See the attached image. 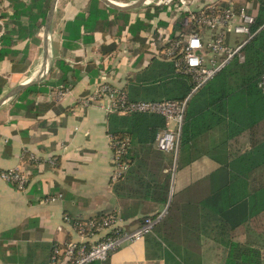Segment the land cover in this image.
Returning a JSON list of instances; mask_svg holds the SVG:
<instances>
[{
    "label": "crops",
    "instance_id": "obj_1",
    "mask_svg": "<svg viewBox=\"0 0 264 264\" xmlns=\"http://www.w3.org/2000/svg\"><path fill=\"white\" fill-rule=\"evenodd\" d=\"M218 1L197 0L193 8ZM91 3L58 0L50 33V73L37 85V94L18 95L0 109V264H53L56 246L99 239L82 237L73 226L77 221L118 215L133 231L142 219L167 213L168 205L116 194L110 114L88 100L103 83L125 91L147 86L143 78L153 75L151 69L171 62L162 53L170 40L186 32L184 16L156 6L117 11L100 1L90 11ZM235 3L243 6L244 0ZM39 7L35 0H0V51L8 52L0 59V99L41 69L44 27L37 33ZM247 8L254 11L255 5ZM174 157L176 174L177 152ZM17 168L28 172L24 191L1 177ZM216 168L205 157L192 164L191 177L177 176L176 183L196 185L201 174ZM192 198L195 193L182 196L183 201ZM169 243L190 249L195 264H224L225 247L214 236H201L190 246ZM161 244L163 250L148 239L127 242L106 262L93 264H168L166 244ZM249 244L264 246L261 239ZM169 253L176 258L169 264H184Z\"/></svg>",
    "mask_w": 264,
    "mask_h": 264
},
{
    "label": "trees",
    "instance_id": "obj_2",
    "mask_svg": "<svg viewBox=\"0 0 264 264\" xmlns=\"http://www.w3.org/2000/svg\"><path fill=\"white\" fill-rule=\"evenodd\" d=\"M35 1L41 10L38 33L45 26L51 0ZM98 3L92 0L90 11ZM218 3L219 10L229 7L227 0ZM250 3L255 5L249 12L255 18L253 31L257 33L243 49L244 62L233 59L192 93V76L175 62L163 61L151 69L153 75L143 78L147 86L126 90L130 102L188 99L176 174L174 152L168 154L157 147V136L167 128L163 117L142 113L109 116L112 137L130 139V148L122 158L128 168L115 186L116 194L168 205L167 213L155 225V235L145 238L160 250L161 243L166 244L168 264L176 259L169 251L184 264H195L190 249H182V255L169 241L190 246L201 236H214L224 245V264H264V246L249 244L259 239L264 242V91L260 88L264 76V0H244L242 5ZM7 53L0 51V59ZM39 91L36 85L18 97ZM205 157L217 163L214 171L201 174L193 186L176 183L177 176L191 177L192 164ZM191 193L196 198L183 201L182 196Z\"/></svg>",
    "mask_w": 264,
    "mask_h": 264
},
{
    "label": "built area",
    "instance_id": "obj_3",
    "mask_svg": "<svg viewBox=\"0 0 264 264\" xmlns=\"http://www.w3.org/2000/svg\"><path fill=\"white\" fill-rule=\"evenodd\" d=\"M228 8H218V2L202 9L195 10L193 5L197 0H153L150 5L169 7L183 15V23L187 28L176 38L168 42L162 55L165 59L175 62L176 67L192 76L196 92L222 71L233 59L245 61L244 47L253 39L257 32L253 31L255 18L247 6L237 5L235 0H227ZM148 5V6H150ZM242 39L237 44V38ZM264 91V76L260 83ZM98 103L108 114L118 113L121 116L142 113L156 114L163 117L167 128L156 139L157 147L166 153H176L178 150L187 101H135L130 102L124 90L101 84L88 102ZM114 148L113 183H117L128 166L123 156L130 148V139L119 141L112 137ZM3 180L24 191L28 183V172L22 168L4 171ZM165 215L157 219L146 218L141 226L128 231L118 215H110L102 219L88 222L72 223L75 229L85 238H95V242H68L64 247L53 250V264H93L106 262L118 252L123 244L145 239L154 232L155 225Z\"/></svg>",
    "mask_w": 264,
    "mask_h": 264
},
{
    "label": "water",
    "instance_id": "obj_4",
    "mask_svg": "<svg viewBox=\"0 0 264 264\" xmlns=\"http://www.w3.org/2000/svg\"><path fill=\"white\" fill-rule=\"evenodd\" d=\"M99 1L105 4L108 8L112 10L131 11V10L141 8L143 6L150 5L153 0H138L132 4H120L113 0H99ZM57 2L58 0L51 1L50 9L46 17V22H45L44 31H43V61H42V66H41V69L38 75L35 78L13 88L5 96H3L0 99V109L6 102L20 95L25 90L33 86L41 84L45 80L47 75L50 73L51 71L50 33L52 29V24H53L54 14L56 11Z\"/></svg>",
    "mask_w": 264,
    "mask_h": 264
},
{
    "label": "rangeland",
    "instance_id": "obj_5",
    "mask_svg": "<svg viewBox=\"0 0 264 264\" xmlns=\"http://www.w3.org/2000/svg\"><path fill=\"white\" fill-rule=\"evenodd\" d=\"M242 39L240 37L237 38V44H241Z\"/></svg>",
    "mask_w": 264,
    "mask_h": 264
}]
</instances>
